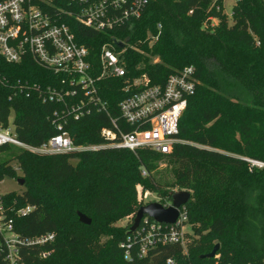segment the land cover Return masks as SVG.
<instances>
[{
	"label": "trees",
	"instance_id": "16d2710c",
	"mask_svg": "<svg viewBox=\"0 0 264 264\" xmlns=\"http://www.w3.org/2000/svg\"><path fill=\"white\" fill-rule=\"evenodd\" d=\"M211 19H217L214 28ZM230 19L221 0H149L132 27L121 32L73 25L76 39L95 59L111 36L141 39L144 53H127V76L147 73L153 82H163L192 65L198 83L179 120L177 136L184 143L168 154L142 149L135 155L121 148L59 154L19 149L15 159L26 176L24 189L5 197L15 207L33 209L17 219V229L27 236L55 235L52 243L30 247L23 254L26 264H264V167L247 160L264 162V0H236ZM158 23L160 35L149 45L147 36L157 32ZM57 77L29 57L8 62L0 54V121L7 124L12 114L19 140L38 146L58 132L51 115L59 105L43 100ZM100 86L108 113L93 110L63 125L76 144L103 143L101 128L110 127V117L121 124L117 104L123 98L122 78H105ZM8 149L13 146L4 145L0 152ZM24 154L39 156L27 163ZM45 159L47 170L42 172L38 166ZM161 160L167 167L158 168ZM4 176L16 177L7 160L0 161ZM87 180H94L91 200L86 209H74L65 187L79 188ZM173 190L190 193L185 222L193 236L184 246L159 243L145 255H138L133 243L125 257L120 243H126L130 232L109 228L107 220L134 215L143 204L142 192L170 199ZM77 211L91 222H80ZM104 236L113 239L105 241ZM216 243L213 257L201 256ZM42 251L49 253L43 257Z\"/></svg>",
	"mask_w": 264,
	"mask_h": 264
},
{
	"label": "built area",
	"instance_id": "2783aa9c",
	"mask_svg": "<svg viewBox=\"0 0 264 264\" xmlns=\"http://www.w3.org/2000/svg\"><path fill=\"white\" fill-rule=\"evenodd\" d=\"M148 1L0 0V54L8 62L29 57L58 76L46 87L43 100L59 105L51 115L58 132L41 145H31L17 138L11 114L7 124L0 121V147L9 145L39 154L121 148L137 155L142 149L168 154L175 144L184 143L177 136L178 125L198 83L195 67L185 66L163 82H153L147 73L127 76V53H144L138 45L141 39L133 42L128 35L111 36L101 45L95 59L89 47L76 39L73 29L75 24L96 32L124 31L141 16ZM161 27L158 23L157 32L147 36L149 45L158 39ZM110 77L122 78L123 98L117 104L121 124L117 117H110V127L101 128L103 143L76 146L63 125L68 119H79L93 110L108 113L100 83ZM247 160L254 166L264 167L263 161ZM140 172L142 176L147 174L144 167ZM2 180L0 177V183ZM7 193H0V264H26L23 254L32 246L52 243L55 235H23L17 229V219L28 215L33 207H15L6 201ZM151 193L143 192L144 198ZM156 196L154 201L163 207L172 206L171 197ZM186 219L185 204L179 208V215L172 224L160 223L145 215L137 228L129 231L126 243H120L126 248L125 257L129 258L133 243L137 244L138 255H145L159 243L184 246ZM48 253L42 251L41 256ZM167 262L172 263V260Z\"/></svg>",
	"mask_w": 264,
	"mask_h": 264
},
{
	"label": "rangeland",
	"instance_id": "374dc122",
	"mask_svg": "<svg viewBox=\"0 0 264 264\" xmlns=\"http://www.w3.org/2000/svg\"><path fill=\"white\" fill-rule=\"evenodd\" d=\"M222 1V9L223 12L225 14H227L228 16V21L229 23H231V12H232V6L235 4L236 0H221ZM217 19H211L210 20V24L211 26L214 28L217 26ZM13 117V116H12ZM11 117V119H12ZM74 143V142H73ZM76 146H91L94 145L96 143L94 142H79V143H74ZM20 153L21 151L16 148L13 147V149H8V151H1L0 152V161H4L7 160V162L10 165H13L16 167V177H11V176H4L3 180L0 183V193H5V192H15V193H20L23 189H24V184L21 186L17 183V178H23L25 179V175L24 173L21 171L22 169L20 168V165L17 163V159H15V154L16 153ZM26 156V161L27 163L29 162H33V159L35 158V156H39L36 154H24ZM24 156V157H25ZM45 157V156H44ZM43 158V157H42ZM29 161V162H28ZM167 161L166 160H161L158 162V168H165L167 167ZM38 168L42 171L45 172L47 170V160H43L39 163ZM142 166L140 167V171H141ZM147 175V174H146ZM145 175V176H146ZM144 176V177H145ZM94 180H87L86 182L83 183V185H79V188H70V187H65V192L66 195L68 197V199L70 200V202L73 203L74 209L75 207H81L86 209L85 207L88 206L90 200H91V195L93 193L94 190ZM156 193L152 192L151 194L147 195V198H144V194L142 192L141 194V198L143 201V204H145L146 202H151L156 200ZM142 204V205H143ZM77 209V208H76ZM134 215H126L122 218H118V219H110L107 220L108 222V227L115 230V231H124L125 233H128L130 230V227L133 224V219H134ZM184 231L186 232V235L184 237V239H190L189 237L193 236V230H192V226L187 224L184 226ZM103 240L105 241H109L113 239V236H104L102 237Z\"/></svg>",
	"mask_w": 264,
	"mask_h": 264
},
{
	"label": "water",
	"instance_id": "95a60500",
	"mask_svg": "<svg viewBox=\"0 0 264 264\" xmlns=\"http://www.w3.org/2000/svg\"><path fill=\"white\" fill-rule=\"evenodd\" d=\"M121 46V43H119ZM17 183L19 185L24 184L23 178H17ZM170 197L172 199V206L169 207H163L159 202L157 201H151L146 204L141 205L134 216L133 224L130 227V232L134 231L137 226L140 224V221L142 218L147 215L151 218H153L155 221L160 223H167L172 224L176 221L178 215H179V208L184 205L188 199L190 198V193L186 190H178L175 192H170ZM78 220L84 224H89L91 222L90 218H88L85 214H83L80 211H77ZM219 244L216 243L212 250L204 255H201L202 257H213L218 250Z\"/></svg>",
	"mask_w": 264,
	"mask_h": 264
},
{
	"label": "crops",
	"instance_id": "0c3cea01",
	"mask_svg": "<svg viewBox=\"0 0 264 264\" xmlns=\"http://www.w3.org/2000/svg\"><path fill=\"white\" fill-rule=\"evenodd\" d=\"M214 20V19H213Z\"/></svg>",
	"mask_w": 264,
	"mask_h": 264
}]
</instances>
